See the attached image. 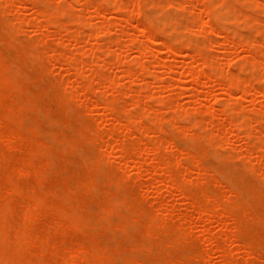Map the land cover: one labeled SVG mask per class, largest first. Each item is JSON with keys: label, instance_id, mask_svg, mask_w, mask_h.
<instances>
[{"label": "rangeland", "instance_id": "obj_1", "mask_svg": "<svg viewBox=\"0 0 264 264\" xmlns=\"http://www.w3.org/2000/svg\"><path fill=\"white\" fill-rule=\"evenodd\" d=\"M0 115V262L37 201L30 263L264 264V0H0Z\"/></svg>", "mask_w": 264, "mask_h": 264}, {"label": "bare ground", "instance_id": "obj_2", "mask_svg": "<svg viewBox=\"0 0 264 264\" xmlns=\"http://www.w3.org/2000/svg\"><path fill=\"white\" fill-rule=\"evenodd\" d=\"M119 2V1H118ZM147 3H148V1H146ZM146 2H145V4H146ZM150 2V1H149ZM202 3H204V0H202ZM221 3V2H220ZM121 4V3H120ZM219 4V3H218ZM139 5V4H138ZM138 5L136 4V6L138 7ZM203 5V4H202ZM109 6H111V4L109 5ZM122 6V5H121ZM140 6V5H139ZM112 7V6H111ZM136 7V8H137ZM220 7V6H219ZM99 8H101V9H98V7H97V11L99 10V11H102V7H99ZM118 8V7H117ZM138 9V8H137ZM137 9L135 10L136 12H138L137 11ZM206 9H208V8H205V10ZM227 11H229V10H227L226 9V13H228ZM96 12V11H95ZM206 12H208L207 10H206ZM98 13V12H97ZM140 13V12H139ZM49 14V13H48ZM213 15V14H212ZM230 15V14H229ZM223 16V15H222ZM50 17V16H49ZM127 18H130V17H127ZM157 21V20H156ZM173 21V20H172ZM203 20H201V23H200V26H201V28L202 29H204L205 27L203 26V22H202ZM206 22V21H205ZM207 23V22H206ZM181 24V23H180ZM206 26V25H205ZM213 27V26H212ZM211 27V28H212ZM222 27V26H221ZM145 28V27H144ZM177 28H178V26H177ZM227 28V27H226ZM146 29V28H145ZM3 30V29H2ZM233 30V29H232ZM146 31H147V29H146ZM148 33H149V31H148ZM92 36V35H91ZM243 42V41H242ZM146 43L148 44V41L147 42H145V44H143L145 47L147 46L146 45ZM247 43V42H246ZM160 44H162V46L164 45V46H166L167 45V47L169 48V49H171V51H173L174 52V50H175V46H173V45H171V44H167L166 42H162V43H160ZM193 44H196L195 42L193 43ZM143 47V46H142ZM145 47H143V49L141 48V51H146V49H147V47L145 48ZM44 50V49H43ZM149 50V49H148ZM198 50V49H197ZM194 52V51H193ZM160 56V55H159ZM199 56V55H198ZM5 57V56H4ZM193 57H194V55H193ZM158 58V57H157ZM161 59H163V58H161ZM195 59V58H194ZM206 59V58H205ZM158 60V59H157ZM207 61V60H206ZM205 62V61H204ZM209 62V61H208ZM206 63V62H205ZM163 64V63H162ZM210 65H212V63L210 62V64H208V66H210ZM190 66H192V65H190ZM219 67V66H218ZM235 67V66H234ZM250 68V67H249ZM218 69V68H217ZM235 69V68H234ZM215 71V70H214ZM248 71V70H247ZM14 72V71H13ZM217 72H218V70H217ZM217 72H215L214 73V75L215 74H220L219 72L217 73ZM232 71H229L228 70V72H227V74H229L230 76L226 79L227 80V82H224V87L226 88V92H228L229 94H230V92H232L231 90L233 89L234 90V88H236V89H240L241 91H242V94L243 95H246V94H249L248 92L251 90L250 88L251 87H249L248 86V84H241L240 82H237V81H235L234 80V78H236V77H238L237 75L235 76V77H232L233 76V73H231ZM234 72V71H233ZM185 73L187 74V76H197V75H200L199 73H195V71H193V70H191V69H186V71H185ZM204 72H201V74H203ZM235 73V72H234ZM250 73V72H249ZM251 74V73H250ZM248 75V74H247ZM208 76H210V75H208ZM212 76V75H211ZM210 76V77H211ZM10 77H12V76H10ZM103 77V76H102ZM161 78V77H160ZM15 81V80H14ZM111 83L112 84H115V82L114 81H111ZM17 94V93H16ZM26 94H27V92H26ZM16 97H18V96H16ZM17 103V102H16ZM11 104V103H10ZM22 104H24V103H22ZM10 106V105H9ZM27 107V106H26ZM105 107H107V108H110L111 107V103H108ZM224 107V106H223ZM109 110V109H108ZM31 112V111H30ZM40 113V112H39ZM38 115H40V114H38ZM7 117V116H6ZM49 118V117H48ZM132 118V117H131ZM242 119L244 118V117H241ZM27 119V118H26ZM238 119H240V116H239V118ZM6 120H7V118H6ZM23 121H25V119L23 120ZM45 121V120H44ZM195 121V120H194ZM1 123H2V116L0 115V127L2 126L1 125ZM24 123V122H23ZM25 125H29V124H25ZM35 128H37V127H35ZM126 128V127H125ZM23 130V129H22ZM23 132H24V130H23ZM27 132V131H26ZM7 134H6V139H8L10 142H12L13 143V145H12V147L10 148L9 146H7L9 143H8V141H5V143H7V147L8 148H10L9 150H11L12 152L13 151H16V149L18 150V148L22 145V144H24V142H25V138L21 135V133L20 132H18L17 130H10V131H8V132H6ZM40 134H41V132H40ZM2 136L3 135H1V131H0V137L2 138ZM41 136V135H40ZM42 137V136H41ZM0 138V139H1ZM4 138V137H3ZM27 138V137H26ZM46 138H48V136L46 137ZM30 139V138H29ZM49 140V139H48ZM120 149H122V148H120ZM127 147H125V148H123L122 149V151L123 152H125V151H127ZM152 149H154V148H152ZM151 149V150H152ZM20 150V149H19ZM35 151H34V149H31L30 151H28V153L25 155V158H24V161H23V159H22V164H21V166H19V165H15L14 167H13V169H12V174L13 175H20V174H24V173H26V174H31L32 173V167L31 166H29L30 165V163L34 160V158H36L35 157V153H34ZM38 154V153H37ZM10 157H12V156H9V155H7V156H0V166L2 165V164H4V163H6V162H8V161H10V160H12L13 158H10ZM81 157V156H80ZM84 161V160H83ZM47 162V161H46ZM45 162V163H46ZM137 164V163H136ZM85 165H86V163H85ZM17 166V167H16ZM76 166V165H75ZM136 166V165H135ZM141 166V165H140ZM1 168V167H0ZM142 168V167H141ZM35 172V171H34ZM46 173H48V172H46ZM67 176V175H66ZM18 178H19V176H18ZM169 178H172V177H169ZM124 179V178H123ZM167 179L168 178H166V181H167ZM106 180V179H105ZM161 181V180H160ZM190 182V181H189ZM165 182H163L162 181V184L164 185V187H165V185H167V183L166 184H164ZM196 184V183H195ZM3 185L6 187V188H8V190L11 192V195L10 196H12V199H14L16 196H19L20 194H21V190L20 189H16L15 187H12V184H11V181H10V179L9 178H6V179H4V181H3ZM172 187V186H171ZM176 187V186H175ZM10 188H12V189H10ZM167 189V188H166ZM169 189V188H168ZM178 190H179V188H178ZM9 192V193H10ZM181 192V191H180ZM179 192V193H180ZM182 193V192H181ZM180 193V194H181ZM7 194V193H6ZM54 195H56V194H54ZM3 196H5V195H3ZM59 196V195H58ZM160 196H163L162 195V192H160ZM0 197H2L1 195H0ZM6 198H4V199H1L0 198V200H5ZM211 199V198H210ZM24 203V202H23ZM77 206V205H76ZM28 208L25 210V209H23V211H24V213H23V219H22V222H21V225H20V228L18 229V233H17V241H16V243H15V245H14V247H13V249H12V251H11V253H10V251H9V249H6L5 250V256L9 259V256H11L12 258H13V262L14 261H16V260H14V258L16 257L17 259H19V260H17L18 262H16V264L17 263H19V264H42V260H43V258L45 257V255H46V251L44 250V251H42V249H41V251H40V257L37 259V258H35L36 260H34L33 262H31L30 263V261H31V258H30V255L32 256V251H33V249H35L36 247L38 248V245H39V242H37V240H38V238L37 237H34V236H26V235H24V233L25 232H27L26 231V229L27 228H34V227H36V224H37V221L38 220H36V219H38L37 218V216H38V213H37V211L38 210H41V208L42 209H45L44 208V206L40 203V202H37V201H33L31 204H30V206H27ZM217 207V206H216ZM215 207V208H216ZM102 209V208H101ZM73 210V209H72ZM161 210L163 211L162 213H164V212H166V210H168L167 208H166V206H163L162 208H161ZM5 211V210H4ZM123 211V210H122ZM103 212V211H102ZM124 212V211H123ZM73 213V212H72ZM103 214V213H102ZM211 214V213H210ZM70 215V214H69ZM72 216V215H71ZM40 218V217H39ZM83 220V219H82ZM91 220V219H90ZM54 221V220H53ZM36 222V223H35ZM45 223H46V221H44ZM102 223H104V222H102ZM33 224H35V225H33ZM48 225H51V224H48ZM46 226V225H45ZM49 227V226H48ZM62 227V225H61V223H58L57 225H55L54 226V228H55V231L57 232L58 230H60V228ZM162 227V226H161ZM94 229H96V228H94ZM82 230V229H81ZM25 231V232H24ZM24 232V233H23ZM55 232V233H56ZM83 232V231H82ZM2 233V232H1ZM23 233V234H22ZM54 233V234H55ZM35 235V233H32L31 235ZM36 234H40L38 237H40V236H42V234L40 233V232H36ZM20 236H22V237H20ZM24 236V237H23ZM26 236V237H25ZM221 236V235H220ZM20 237V238H19ZM48 237H50V236H48ZM26 238V239H25ZM114 238V237H113ZM21 239H23V240H21ZM47 239H49V238H46L45 239V241L46 242H44V243H47L48 244V246L50 245V246H53V239L52 238H50V240L52 239V241H49V240H47ZM6 240V239H5ZM43 240V239H42ZM62 240V239H61ZM85 241H86V239H84ZM88 242V241H87ZM5 243H4V240H3V238L2 237H0V246H3ZM42 243H40V248H41V246H42V248L43 249H46V248H44L45 246H47V244H44V246H43V244L41 245ZM65 245V244H64ZM115 246H117V245H115ZM39 248V249H40ZM238 248V247H237ZM237 248L235 249V251H239V250H237ZM92 248H90V246H87V245H77V243H72V245L70 246V248H69V253H68V259H67V261H65V262H67V263H70V262H73V261H75L79 256H80V252L81 251H83V250H87V251H89L90 252V259L92 260V262H95V260H96V258H97V255H96V253L93 251V250H91ZM51 249H49V252H51L50 251ZM96 250V249H95ZM54 251V250H53ZM31 252V253H30ZM137 252V251H136ZM51 253H53V252H51ZM207 254H209V253H207ZM235 254V253H234ZM83 255V254H82ZM62 256V255H61ZM208 256H210V255H208ZM234 256V255H233ZM81 259H83V258H81ZM1 261V260H0ZM7 261H9V260H7ZM82 261V260H81ZM211 262V261H210ZM0 264H8V262H4V263H2V262H0Z\"/></svg>", "mask_w": 264, "mask_h": 264}]
</instances>
